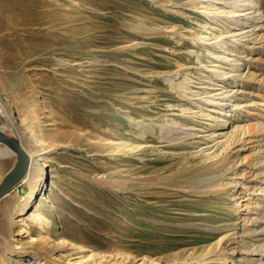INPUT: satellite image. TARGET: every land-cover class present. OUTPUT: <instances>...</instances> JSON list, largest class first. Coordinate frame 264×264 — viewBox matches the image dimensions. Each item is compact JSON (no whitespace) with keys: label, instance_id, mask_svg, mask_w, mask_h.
I'll use <instances>...</instances> for the list:
<instances>
[{"label":"rangeland","instance_id":"1","mask_svg":"<svg viewBox=\"0 0 264 264\" xmlns=\"http://www.w3.org/2000/svg\"><path fill=\"white\" fill-rule=\"evenodd\" d=\"M221 2L0 0V128L37 147L0 264H264V0L261 21Z\"/></svg>","mask_w":264,"mask_h":264},{"label":"bare ground","instance_id":"2","mask_svg":"<svg viewBox=\"0 0 264 264\" xmlns=\"http://www.w3.org/2000/svg\"><path fill=\"white\" fill-rule=\"evenodd\" d=\"M223 2H225L226 5H227V3H231V5L229 6L230 10L227 13H231V12L233 14L237 13V15H243V17L247 15L246 16L247 19H251V20L258 19L261 21V18L263 16V11H262L261 7L259 6V0H222L221 3H223ZM219 8L220 7H217V11ZM224 13L227 14L226 12H224ZM229 16L230 15H227L226 17H229ZM246 17H245V19H246ZM233 34H234V32H233ZM230 37H234V36L231 35L225 39L229 40L228 38H230ZM228 76H230V73L226 72V78ZM36 105H38V104H36ZM0 108H4L5 110H8L10 112V115L15 118V112L13 109V105H12L11 101L9 100V98L6 99L3 103H0ZM36 120H38L37 116H36ZM13 126L15 127V130H18V132H19L18 139L9 137L4 129L0 128V132L2 133L3 136L9 137L13 140H16L17 146L19 147L20 151L22 153H24L25 155H27V157H28V165H27L25 171L23 172V174L21 175V177H22L24 175V173L27 172V170L29 169L31 159L33 160L34 156H36L37 147H36V143H35V136H31V134L29 136V132L26 131L23 127H21L17 121L13 122ZM160 128L164 131H167V133L170 132L171 129H173L172 127H168V129H167V127H165L163 124H160ZM236 142L241 143V145H242V143H243L242 137L238 136L235 143ZM0 144H3L4 146H6V147L0 146V156L3 154L8 155L9 153L13 152V154L16 156V162H17L19 152H17L16 149L12 148L11 146H9L5 143L0 142ZM15 164H14V166H15ZM10 170L5 174L3 179L10 172ZM19 179H17L12 184L11 187H13L15 185V183H17L19 181ZM2 180L0 178V182H2ZM11 187H9V188H11ZM44 190H45L44 189V179H43V174H42V169H41L40 175L38 177H36L30 183L29 191H28V193H27V195L23 201L24 204H27V203H30V202H33L34 200H36L38 195L44 194L43 193ZM6 192H7V190L1 196H3ZM32 218L34 220H37L36 222L39 224L41 230L50 231L53 228V225H54L53 220L43 218V216L39 213L34 214V216ZM17 249H18V247H17ZM36 250H38V248ZM63 262H64V260H61L59 263L62 264ZM127 263H128L127 257L126 258H124V257L118 258V256H108V255L103 254V253L90 254V256H81L77 261L76 260L73 261L70 259H68V261H66V264H127ZM138 264H147V263L145 262V260H141V262Z\"/></svg>","mask_w":264,"mask_h":264},{"label":"water","instance_id":"3","mask_svg":"<svg viewBox=\"0 0 264 264\" xmlns=\"http://www.w3.org/2000/svg\"><path fill=\"white\" fill-rule=\"evenodd\" d=\"M0 142L5 143L19 152L15 166L10 170L6 177L0 182V196L12 186V184L21 177L28 165V157L22 153L17 146L16 140L3 136L0 132Z\"/></svg>","mask_w":264,"mask_h":264}]
</instances>
